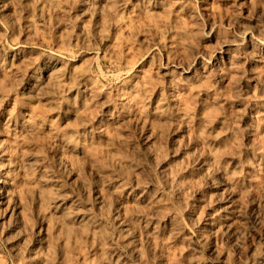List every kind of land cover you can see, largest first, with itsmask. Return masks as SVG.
<instances>
[{"label":"rangeland","instance_id":"1","mask_svg":"<svg viewBox=\"0 0 264 264\" xmlns=\"http://www.w3.org/2000/svg\"><path fill=\"white\" fill-rule=\"evenodd\" d=\"M0 264H264V0H0Z\"/></svg>","mask_w":264,"mask_h":264}]
</instances>
